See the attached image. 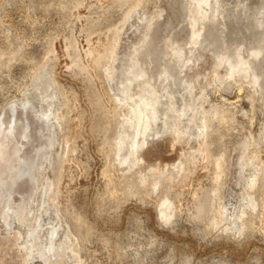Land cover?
I'll list each match as a JSON object with an SVG mask.
<instances>
[{"label":"rangeland","instance_id":"1","mask_svg":"<svg viewBox=\"0 0 264 264\" xmlns=\"http://www.w3.org/2000/svg\"><path fill=\"white\" fill-rule=\"evenodd\" d=\"M263 23L264 0H0V264H46L39 250L49 254L54 228L64 257L59 264H264V51L255 56L264 47ZM193 25L201 30L194 45ZM93 48L100 53L91 56ZM98 57L100 67L82 73ZM217 61L220 75L214 76ZM166 68L172 76L163 74ZM93 93L102 96L106 115L90 101ZM112 98L122 101L120 116L111 110ZM144 98L152 105L146 123L153 108L159 112L148 136L175 134L182 143L174 152L158 150L144 164L131 157L126 162L120 156L131 149ZM104 122L107 136L93 134L91 128ZM120 140L108 156L105 141ZM201 147L221 161L218 185L212 170L199 168L181 188L179 165ZM39 149L42 176L62 173L54 208L44 200L50 196L45 177L32 184L19 178L20 165ZM171 171L179 177L175 190L165 185ZM144 175L149 183L160 178V186L141 184ZM207 189L214 202L204 196L207 213L203 221L193 219L192 193L200 197ZM146 190L150 203L142 196ZM166 198L173 205L163 219L159 205ZM11 211L18 214L13 226ZM35 229L43 245L31 255L21 244Z\"/></svg>","mask_w":264,"mask_h":264},{"label":"bare ground","instance_id":"2","mask_svg":"<svg viewBox=\"0 0 264 264\" xmlns=\"http://www.w3.org/2000/svg\"><path fill=\"white\" fill-rule=\"evenodd\" d=\"M215 1H217L218 2V0H215ZM204 4H206L207 6L209 5V3H207V2H204ZM217 8V7H216ZM203 10V9H202ZM218 10V9H217ZM217 14V13H216ZM215 14L213 13V18L214 17H216V16H214ZM215 19V18H214ZM214 22H216V20H213ZM264 24V23H263ZM264 26V25H263ZM260 28H261V26H260ZM210 35H211V33H210ZM212 35H213V33H212ZM200 36H201V30L199 29V27H197V25H193V31H192V33L189 35V39H190V41L189 42H191L193 45L194 44H196V41H194V39H198V38H200ZM263 38V37H262ZM217 40V36L215 37H213L212 39H211V43H215V41ZM150 44L151 43H149L148 45L150 46ZM103 50L105 51V49H107L108 48V45H104L103 46ZM149 49H151V47L150 48H148V50L147 51H149ZM182 49V48H181ZM153 50V49H152ZM152 50L150 51V55H152ZM100 51L101 50H97L96 48H93V49H91V51H90V55L91 56H94L96 53H100ZM264 51V47H260L259 48V51L255 54V56H259L262 52ZM146 52V51H145ZM104 54V53H103ZM148 55H149V53H148ZM190 59H192V58H190ZM229 60H232V58H230L229 57ZM191 61V60H190ZM189 61V62H190ZM74 62H75V60H74ZM78 62V61H77ZM192 62V61H191ZM194 62V61H193ZM218 63L217 64H215L213 67V69H211V71H212V74L214 75V76H218V75H220V64H222V62H219V61H217ZM73 63V62H72ZM215 63V62H214ZM189 64V63H188ZM191 64V63H190ZM193 64V63H192ZM81 65V64H80ZM196 65V64H195ZM73 66V65H72ZM75 66V65H74ZM89 66V65H88ZM194 66V65H193ZM202 66H203V64H202ZM212 66V65H211ZM98 67H100V60H99V57L98 58H96V60L94 61V64H93V66H89V68L88 67H85V68H83L82 69V73H91V72H93V70L92 69H96V68H98ZM190 67V66H189ZM231 68L233 69V71H235V70H237L238 68H236V67H233L232 65H231ZM251 68V67H250ZM183 70H184V68H182ZM191 69H193L192 68V66H191ZM91 70V71H90ZM252 70V69H251ZM185 71V70H184ZM203 71V70H202ZM182 72V71H181ZM45 73V72H44ZM184 73H186V72H184ZM162 74V73H161ZM163 74H165V75H167V76H172V73H171V71L169 70V69H165L164 70V72H163ZM209 74H211V73H209ZM84 75V74H83ZM86 75V74H85ZM200 75V74H199ZM93 76V75H92ZM254 76H255V80L258 82V80H259V78L258 77H260V76H258V74H254ZM199 77V76H198ZM87 78V77H86ZM91 79V78H90ZM94 79V78H93ZM179 79V78H178ZM190 80V79H189ZM189 80H188V82H189ZM90 81V80H89ZM184 81V80H183ZM187 82V81H186ZM187 82V83H188ZM89 83H91V81L89 82ZM178 83H179V80H178ZM180 83H183V82H181L180 81ZM177 85V84H176ZM179 85V84H178ZM192 85V84H191ZM122 86L124 87V89H127L128 90V88H127V86L125 85V84H122ZM103 87H105V86H103ZM167 87H168V85H167ZM185 89V88H184ZM103 91V90H102ZM94 92V91H93ZM92 93V92H91ZM102 97V96H101ZM101 97H100V94L99 93H93L92 95H91V97H90V101L91 102H93V104L97 107V110H98V112H100V114H105L106 115V109L104 108V107H102V104H101ZM173 97V96H172ZM67 101H69V99L71 98V99H73L74 100V98H73V96H71V95H69L68 93H65V97H64ZM172 99V98H171ZM112 100H113V108H111V110H113V113H116V116H120V104H119V102H122L121 100H116V99H114V98H112ZM173 100V99H172ZM75 101V100H74ZM171 101H169V103H170ZM68 103V102H67ZM167 103V102H166ZM171 104V103H170ZM32 107V106H31ZM150 107H152V105L150 104V103H148V101H147V99H143V102H142V106H140L139 107V109L137 110V117H136V119L138 120V124H137V128H136V131H135V133L134 134H132L131 136L133 137V143H131V145H130V150H128L127 151V153H126V155L125 154H123V156L121 155L120 157H123L125 160H126V162H128V160L130 159V157H131V159H133V161H134V159L136 160V161H139V162H142L143 164L144 163H146L147 162V160H149L152 156H154V154L158 151V150H162V148H167V149H170V150H172L173 152L176 150V148L178 147V145L180 144V143H182V140H180L179 138H178V136L177 135H175L174 134V136H172V137H170V138H168V139H166V138H159L158 140L156 139V138H154L152 135L150 136V134H149V136H148V133L150 132V130L153 128V125H155V123L157 122V120H158V113L159 112H157L156 111V109H154L153 108V111L155 112L154 113V115H153V117H151L150 116V119H149V122L148 123H146L145 122V119H148V114H146V109H148V108H150ZM170 107H172V105L170 106ZM174 107V106H173ZM187 107V106H186ZM36 110V109H35ZM122 110V109H121ZM152 111V112H153ZM166 111V110H165ZM111 112V111H110ZM184 113V112H183ZM111 115V114H110ZM52 117V116H51ZM16 119H18V118H16ZM44 119H46V120H49L50 119V116H47V117H45V118H43L42 120H44ZM135 119V118H134ZM19 120V119H18ZM28 120V119H27ZM27 120H24V121H27ZM136 120V121H137ZM31 122V121H30ZM45 122V121H44ZM48 122H50V121H48ZM58 122H60V123H62V122H66L63 118H61ZM15 123V122H14ZM22 123V122H21ZM32 123V122H31ZM30 123V124H31ZM59 123V124H60ZM133 123H135V121L133 122ZM16 124V123H15ZM50 124H51V122H50ZM110 124H111V122H110ZM46 125V124H45ZM62 125H63V123H62ZM112 125V124H111ZM139 125V126H138ZM16 126V125H15ZM26 126V125H25ZM24 126V127H25ZM32 126H33V124H32ZM18 127H19V125H18ZM23 127V126H22ZM24 127H23V129H24ZM46 127V126H45ZM110 126H109V123H107V122H104L102 125H100V124H98V125H94L93 126V128H91L92 129V133L93 134H97V133H104L103 135L106 137L107 135V133L109 132V130H110V128H109ZM27 128V127H26ZM29 128V127H28ZM63 128V127H62ZM46 129V128H45ZM68 129H70V127L68 128ZM206 129V128H205ZM43 131H44V129H43ZM41 132V131H40ZM57 132V131H56ZM161 133V132H160ZM45 134V133H44ZM47 134V133H46ZM159 134V133H158ZM157 134V135H158ZM177 134V133H176ZM42 135V134H41ZM109 136H110V134H108ZM160 135V134H159ZM82 136V130H81V128H78L77 129V131H76V137L78 138V137H81ZM199 137V136H198ZM201 137V136H200ZM199 137V138H200ZM161 139V140H160ZM25 143V142H24ZM49 143V142H48ZM52 143V142H51ZM122 143V141L120 140V141H116V142H114V143H109V142H107V141H105V144H106V146H107V149H108V151H109V154H108V156H110V155H112V150L114 149H116L118 146H119V144H121ZM27 144V143H26ZM104 144V145H105ZM198 144H199V142H198ZM200 144H201V142H200ZM51 145V144H50ZM202 145V144H201ZM24 146V145H23ZM50 147V146H49ZM121 147H122V145H121ZM53 148H54V146H53ZM52 148V149H53ZM47 149H49V148H47ZM51 150V149H50ZM36 151V150H35ZM34 151V152H35ZM42 151V149H39L37 152H35L36 153V155L33 157L32 156V158H28L27 160H26V162L24 163V164H21L20 165V167H21V171H20V175L21 176H19V178L20 179H22L21 177H25V176H27V177H29L28 179H30V181H31V184L32 183H36V182H38L42 177H43V179H44V177H45V179L47 180V182H48V184H47V192H45V193H48L47 194V196H49V197H47V199H44V200H47L46 202H48L47 204H49V206L50 205H52L51 207L52 208H54L53 207V205H55V203L57 202V200H59L58 198L61 196V180H62V173H58V174H56L54 177H52V176H50V175H46V176H42V174L44 173V172H42V174L39 172V170H38V168H37V164H39L38 162H37V158L39 157V152H41ZM47 151V150H46ZM71 152L73 153L74 151L73 150H71ZM43 153V152H42ZM51 153H52V150H51ZM54 153V152H53ZM56 153H57V151H56ZM76 153V152H75ZM33 154V153H32ZM49 154V153H48ZM125 155V156H124ZM184 155V154H183ZM183 155H182V158H183ZM186 155V154H185ZM185 155H184V157H185ZM52 156H53V154H52ZM67 157V156H66ZM119 157V156H118ZM133 157V158H132ZM180 157V156H179ZM41 158V157H40ZM181 158V157H180ZM52 159V158H51ZM50 159V160H51ZM131 159H130V161H131ZM41 160V159H40ZM49 160V159H48ZM42 161V160H41ZM65 161H66V159H65V157H64V159H63V161H62V163L64 162L65 163ZM123 162H125V161H123ZM135 162V161H134ZM180 162V161H179ZM180 163H182V161L180 162ZM140 164V163H139ZM138 164V165H139ZM40 165V164H39ZM50 165H51V163H50ZM132 165V164H131ZM137 165V164H136ZM56 166V165H55ZM66 166V165H65ZM65 166H64V168H65ZM144 166V165H143ZM180 167H181V171L183 172V174H184V177L183 178H185L184 180V183L181 181V185H179L181 188H182V185L183 184H185L186 183V181H192V178L194 177V175H196L197 174V172L199 171L198 169L199 168H204V170H212V172H213V175H214V177H213V180H214V182L217 184L218 183V180H219V178H220V175H221V171H220V166H221V161L220 160H218V159H213L211 156H210V154H208V152L207 151H204V150H202V147L201 148H199L196 152H193V154L192 155H190L189 157H186L185 158V163H182V164H180L179 165ZM132 167H133V165H132ZM132 167H130V168H132ZM137 167V166H136ZM172 167V166H171ZM179 167V168H180ZM152 168V167H151ZM154 168V167H153ZM167 168H168V166H167ZM174 168V167H173ZM44 169V168H43ZM109 168H106L105 170H104V176H106V178L107 177H109V175H110V171L111 170H108ZM136 169V168H135ZM175 169H177V168H175ZM65 170V169H64ZM156 171H163V170H160V168H159V166H157L156 167V169H155ZM154 170V171H155ZM169 170V169H168ZM44 171V170H43ZM46 171V170H45ZM53 171V170H52ZM151 171V170H150ZM155 171V172H156ZM167 171V170H166ZM202 171V170H201ZM47 172V171H46ZM143 172V171H142ZM172 173L170 174L171 176L170 177H167V176H165L166 178H167V184L165 183V185L168 187V190H172V189H174V187H175V185H174V182L175 181H177V179L179 178L178 176V178L175 180V177H174V175H176V174H178V173H176L175 174V172H173V171H171ZM178 172V171H177ZM212 172H211V174H212ZM49 173V172H48ZM130 173V172H129ZM154 173V172H153ZM159 173V172H158ZM45 174V173H44ZM163 174H165V173H163ZM167 174V173H166ZM181 174V173H180ZM182 174V175H183ZM210 174V175H211ZM159 175V174H158ZM158 175H156V176H158ZM168 175V174H167ZM182 175H180V176H182ZM209 175V174H208ZM209 175V176H210ZM212 175V176H213ZM149 176H151L150 174H149ZM154 176V175H153ZM160 176H161V174H160ZM164 176V175H163ZM144 177H145V175H144ZM211 177V176H210ZM24 179V178H23ZM43 179H42V181H43ZM44 179V180H45ZM65 180V179H64ZM135 180V179H134ZM152 180H154V178L152 179ZM163 180V179H162ZM166 180V179H165ZM175 180V181H174ZM182 180V179H181ZM29 181V182H30ZM149 180L148 179H146V177H145V179H142L141 180V184H143V185H146V184H148L149 182H148ZM213 182V183H214ZM105 183V182H104ZM128 183V182H127ZM133 183V182H132ZM177 183V187H178V182H176ZM175 183V184H176ZM130 184V183H129ZM135 181H134V184H130L129 186H128V189H127V191L130 193V194H133L132 192H133V190H134V188H135ZM150 184V186H152L153 188H157L158 186H160V184H161V179L160 178H157V179H155L154 181H152L151 183H149ZM163 184V183H162ZM188 184V183H187ZM206 184V183H205ZM35 185V184H34ZM39 185V184H38ZM137 185V184H136ZM218 185V184H217ZM217 185H216V187H217ZM33 186V185H32ZM163 186V185H162ZM185 186V185H184ZM183 186V187H184ZM190 186V185H189ZM44 187H46V186H44ZM138 187V186H137ZM149 187V186H148ZM148 187H146V188H148ZM187 187V186H186ZM194 187V186H193ZM37 188H38V186H37ZM127 188V187H126ZM144 188V187H143ZM160 188V187H159ZM180 188V189H181ZM200 188V187H199ZM204 188V187H203ZM34 189H35V187H34ZM40 188H38V190H39ZM177 189V188H176ZM187 189H188V187H187ZM187 189H186V192H187ZM201 189V188H200ZM206 189V188H205ZM37 190V191H38ZM150 190V189H149ZM153 190V189H152ZM175 190V189H174ZM179 189H177V191H178ZM209 189H207V190H204V192L205 193H203L202 192V194H201V196L200 197H198V194H197V192L195 193V192H189L190 194L192 193L193 195V197L192 198H194L193 200H195V201H192V202H196L197 203V206H196V213L195 214H192L193 215V219H200L201 220V218H202V221H203V218H204V214H206L207 212H204V209H205V207H206V204H208V202L206 203V201H205V203L203 202V200H202V198L203 199H205V198H208L207 200L210 202V201H212V200H214L213 198H212V200H211V196L213 197V195H211L212 194V192H209V191H211V190H209ZM215 189L213 188V191H214ZM40 191H41V189H40ZM43 191H44V189H43ZM158 191V190H157ZM160 191V190H159ZM163 191V190H162ZM185 191V190H184ZM189 191H192V189L191 190H189ZM195 191H196V189H195ZM34 192H35V190H34ZM176 192V191H175ZM180 192H182L181 194H184L183 193V191H180ZM200 192H201V190H200ZM215 192V191H214ZM213 192V193H214ZM38 193V192H37ZM168 193H171V192H168ZM174 193V192H173ZM188 193V194H189ZM33 194V193H32ZM153 194V193H152ZM160 194H162V193H160ZM167 194V193H166ZM172 194V193H171ZM171 194L169 195V196H171ZM177 194H179V193H177ZM187 194V193H186ZM149 195H151V192L149 191V192H147V190H146V193H145V195H142L143 196V198L145 199V198H147V199H145L146 200V202H147V200H149L148 198L150 197ZM163 195V194H162ZM185 195V194H184ZM200 195V194H199ZM216 195V194H215ZM214 195V196H215ZM45 196H46V194H45ZM117 195H116V193H114L113 194V197H116ZM153 196V195H152ZM182 196V195H181ZM191 195H189V197H190ZM197 196V197H196ZM204 196H205V198H204ZM163 197V196H162ZM172 197H175V196H173L172 195ZM176 197H177V195H176ZM175 197V198H176ZM184 197V196H183ZM182 197V198H183ZM44 198H46V197H44ZM171 198V197H170ZM144 199H143V201H144ZM174 199V198H173ZM180 199V198H179ZM186 199V198H185ZM43 200V201H44ZM151 200V199H150ZM148 201L149 203L151 202V201ZM172 200V199H171ZM175 201H176V199H174ZM190 200H192V199H190ZM60 201V200H59ZM162 201V200H161ZM174 202V201H173ZM212 202H214V201H212ZM212 202H210V203H212ZM58 203V202H57ZM160 203V202H159ZM175 203V202H174ZM176 203H178V202H176ZM181 203V202H180ZM44 204V203H43ZM61 204V203H60ZM171 205H173L171 202H170V200H169V198H166V199H164L163 201H162V203H161V205H159V207H161L160 209V214H161V216L163 217V219H164V217H166V208H168L169 206H171ZM176 205V204H175ZM192 205V204H191ZM215 205V204H214ZM44 206V205H43ZM48 206V205H47ZM47 206H46V208H47ZM58 206V205H57ZM60 206V205H59ZM156 206V205H155ZM158 206V205H157ZM193 206H195V204L193 205ZM207 206H209V205H207ZM177 207H178V205H177ZM210 207V206H209ZM212 207V206H211ZM45 208V207H44ZM50 208V207H49ZM180 208V207H179ZM183 208V207H182ZM213 208H214V206H213ZM172 209V208H171ZM175 209H176V207H175ZM210 209V208H209ZM46 210V209H45ZM174 210V209H173ZM173 210H171V211H173ZM177 210V209H176ZM175 210V211H176ZM180 209H178V211H179ZM183 210V209H182ZM212 210V209H211ZM243 210V209H242ZM43 211H44V209H43ZM49 211V210H48ZM170 211V210H169ZM194 211V212H195ZM209 211V210H208ZM245 211V210H244ZM46 212H47V210H46ZM68 212V211H67ZM75 212V211H74ZM174 212V211H173ZM214 212H215V210H214ZM241 212V211H240ZM42 213V212H41ZM64 213H65V211H64ZM73 213V212H72ZM172 213V212H171ZM220 213V214H219ZM218 214H216V216H214V218H213V222L214 223H216V224H218L217 222H219V220H221V218H222V211L221 212H219ZM48 214V213H47ZM181 214V213H180ZM245 214V213H244ZM45 215H46V213H45ZM69 215V214H68ZM169 216H170V214H168ZM239 215V214H238ZM243 215V214H242ZM70 216H72L71 215V213H70ZM169 216H168V218H169ZM179 215H177V217H178ZM181 216H182V214H181ZM190 216V215H189ZM224 216V215H223ZM17 217H18V214L16 213V211H11L10 212V219H9V223H10V226H13L14 225V221L17 219ZM48 217V216H47ZM192 217V216H191ZM236 217V216H235ZM242 217V216H241ZM44 218V217H43ZM70 218V217H69ZM180 218V217H179ZM206 218V217H205ZM209 218V217H208ZM207 218V219H208ZM238 218V217H237ZM243 218V217H242ZM40 219H42L41 218V215H39L37 218H36V220H35V223L37 224V225H40V222L42 221H40ZM80 219H81V213H79V214H77V217H76V221L78 222V223H80ZM159 219H160V217H159ZM163 219H162V221H163ZM171 220H172V218H170ZM241 219V218H240ZM206 220V219H205ZM212 220V219H211ZM8 221V220H7ZM20 221V220H19ZM54 221V220H53ZM56 221V220H55ZM61 221V220H60ZM59 221V222H60ZM169 221V220H168ZM167 221V222H168ZM174 222H175V220H173ZM178 221V220H177ZM243 221V220H242ZM241 221V222H242ZM58 222V223H59ZM164 222H165V220H164ZM212 222V223H213ZM163 223V222H162ZM177 223V222H176ZM201 223V222H200ZM209 223V222H208ZM42 224V223H41ZM50 224H53V223H50ZM168 224V223H167ZM206 222H205V229H206ZM60 225V224H59ZM81 225V224H80ZM166 225V224H165ZM170 225V224H169ZM168 225V226H169ZM204 225V224H203ZM210 225H211V223H210ZM242 225V224H241ZM61 226V225H60ZM48 227V226H47ZM213 227V226H212ZM240 227V226H239ZM243 227V226H242ZM254 227V229H255V226H253ZM252 227V228H253ZM14 228V227H13ZM43 228V227H42ZM209 228H211V227H209ZM208 228V229H209ZM49 229V228H48ZM52 229V228H51ZM242 228H240V230H241ZM253 229V230H254ZM46 230V229H45ZM89 230V229H88ZM207 230V229H206ZM211 230V229H210ZM18 231V230H17ZM49 231V230H48ZM242 231V230H241ZM208 232V231H207ZM18 235H19V233L18 232H16ZM15 233V234H16ZM58 233V229L57 228H54V229H52V232H51V239L49 240V242H48V247H47V250H48V252H49V254H51L52 252H55V254L53 255V256H49V254L47 253H41V251L39 250V254H41L40 256H42L43 258H45V260L44 261H46V264H52V262H51V260L53 259V258H51V257H56L57 259H58V262H55V264H59V259L61 260V258L63 257V252L62 253H60V252H57V248H56V245H55V243H54V241H53V237L55 236V234H57ZM89 233L90 232H88L87 233V236L86 237H88V235H89ZM158 233V232H157ZM163 233V232H162ZM242 233H245V231L244 232H242ZM16 234V235H17ZM81 234V233H80ZM86 235V234H85ZM162 235H164V234H162ZM167 235V234H166ZM168 235H170V234H168ZM94 236V235H93ZM169 237V236H168ZM48 238H50V237H48ZM40 236L37 234V230L35 229V230H33V231H30V233H29V235H28V237H27V240H26V243H22L21 245L22 246H25L27 249H28V253L30 252L31 253V255H32V252L34 251V249H36L37 247H39V245H43V243H40ZM47 239V238H46ZM86 239V238H85ZM45 241V240H44ZM46 246H47V244H46ZM58 247V250H60V251H64V246L63 245H59V246H57ZM46 248V247H45ZM44 248V249H45ZM40 249H42V248H40ZM56 250V251H55ZM91 251V250H90ZM64 258V257H63ZM29 259H32V257L31 256H29ZM53 261V260H52ZM54 262V261H53ZM79 264H81V263H79Z\"/></svg>","mask_w":264,"mask_h":264}]
</instances>
